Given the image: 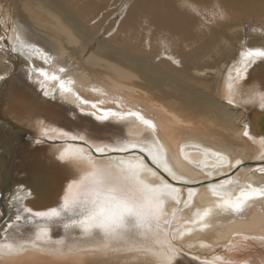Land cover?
I'll use <instances>...</instances> for the list:
<instances>
[{
	"label": "bare ground",
	"instance_id": "6f19581e",
	"mask_svg": "<svg viewBox=\"0 0 264 264\" xmlns=\"http://www.w3.org/2000/svg\"><path fill=\"white\" fill-rule=\"evenodd\" d=\"M251 18L264 20V0H0V264H264V199L242 213L216 207L248 184L264 186V61L236 72L249 49L264 48V23ZM101 109L151 119L169 167L191 182L148 173L153 186L162 177L179 187L181 202L112 235L85 232L72 223L81 216L63 211L65 198L88 195L85 141L146 142L145 126L98 120ZM65 149L72 164L60 159ZM205 150L242 164L212 167ZM26 208L61 216L29 218Z\"/></svg>",
	"mask_w": 264,
	"mask_h": 264
},
{
	"label": "snow or ice",
	"instance_id": "6c2138e0",
	"mask_svg": "<svg viewBox=\"0 0 264 264\" xmlns=\"http://www.w3.org/2000/svg\"><path fill=\"white\" fill-rule=\"evenodd\" d=\"M0 41L6 42V37L0 35ZM246 57L248 58V63H245L242 68L236 69L237 75L241 71L247 72L248 64L254 63L252 58H259L264 61V48L249 49ZM60 71L63 72L64 69L62 68ZM38 74L51 80H60L57 75L49 76V73L44 71V69H38ZM68 83L71 84L73 81H68ZM60 89L66 92L72 91L71 88H66L62 80L60 81ZM77 99L81 98L77 96ZM229 102L231 103V101ZM81 103L87 104L89 101L81 100ZM92 107L95 108L96 104L93 103ZM261 107L264 108V97H262ZM100 111L102 114L96 116L98 120H107L109 117H119L121 120L132 118L130 121L132 124H137L138 122L139 125L145 126L144 130L147 133L145 135L146 142L126 140L110 144L87 145L85 141L84 143L91 150L89 160L91 172L89 176L85 177L88 183L84 185V191L88 195L83 199H74L71 203L65 198L63 211L74 212L81 216L82 219L73 220L72 223H78L85 232L98 229L105 235H112L117 233L119 229H125L129 225L141 228L152 221H158L164 211L165 203L169 199L177 204L181 202V189L179 187L168 183L162 177L159 185L153 186L146 182L148 173L152 177H156L162 170L168 173L174 181H183L185 184L191 182L184 180L182 175H177L169 167L164 145L160 142V138L157 135V126L151 119L146 118L140 111H127L125 113L105 109ZM90 114L95 115V113ZM62 135L67 136L68 134L63 133ZM243 135L247 137L249 135L248 131L245 130ZM49 139L51 140L52 138L50 137ZM78 139L83 140V137H71L72 141ZM209 155L215 158L216 161V164L212 165V167H216L219 164L231 169L242 164L241 160H237L235 165H232L227 156L219 152L205 150V156ZM60 159L72 164L76 157L71 155L68 149H65ZM146 160L153 167H149V164L145 162ZM258 171L264 174V156L261 157ZM222 183L230 184L231 177H227ZM211 187L213 194L217 195L215 184L211 185ZM193 195L194 189L189 188L186 193V200L188 202L192 201ZM256 199H264V186L248 184L239 190L235 198L224 199L216 207L226 212L242 213L246 204ZM23 211L29 214V218L32 216L49 218L61 216V211L56 208L48 212L33 213L31 208H26ZM19 212L20 209H17V214L14 217L15 221L23 219ZM211 213V208L206 209L199 217V220L203 221ZM65 226L67 227V225ZM6 227L10 228L12 225L7 224ZM2 230L0 228V231ZM6 247L9 251H12L11 245ZM181 254L179 249L174 253V255ZM172 259L173 257H169V261Z\"/></svg>",
	"mask_w": 264,
	"mask_h": 264
},
{
	"label": "rangeland",
	"instance_id": "374dc122",
	"mask_svg": "<svg viewBox=\"0 0 264 264\" xmlns=\"http://www.w3.org/2000/svg\"><path fill=\"white\" fill-rule=\"evenodd\" d=\"M125 3H127V2H124L123 3V7L125 6ZM246 22H248V20H245ZM250 23H254L255 21H260V22H262V23H264V20H260L259 18H257V19H253V18H251L250 20ZM130 33L132 34V35H137V36H139V32L137 31V29H131V31H130ZM174 235H175V233H173ZM177 235V234H176ZM178 237H177V240H179L180 241V239L182 238V236H180V235H177Z\"/></svg>",
	"mask_w": 264,
	"mask_h": 264
},
{
	"label": "water",
	"instance_id": "95a60500",
	"mask_svg": "<svg viewBox=\"0 0 264 264\" xmlns=\"http://www.w3.org/2000/svg\"><path fill=\"white\" fill-rule=\"evenodd\" d=\"M8 141V140H7ZM10 144V143H9ZM9 144H7V145H9ZM10 146V145H9ZM6 155V154H5Z\"/></svg>",
	"mask_w": 264,
	"mask_h": 264
}]
</instances>
